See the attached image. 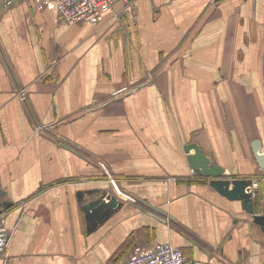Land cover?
I'll return each mask as SVG.
<instances>
[{
    "label": "crops",
    "instance_id": "0c3cea01",
    "mask_svg": "<svg viewBox=\"0 0 264 264\" xmlns=\"http://www.w3.org/2000/svg\"><path fill=\"white\" fill-rule=\"evenodd\" d=\"M124 7L62 23L54 0H0V216L13 230L0 264H121L164 242L189 264H264V228L186 150L258 178L264 213V0ZM104 193L120 204L87 217Z\"/></svg>",
    "mask_w": 264,
    "mask_h": 264
},
{
    "label": "built area",
    "instance_id": "2783aa9c",
    "mask_svg": "<svg viewBox=\"0 0 264 264\" xmlns=\"http://www.w3.org/2000/svg\"><path fill=\"white\" fill-rule=\"evenodd\" d=\"M58 5L59 20L62 23H77L86 21H98L103 15L113 9L117 2H123L125 7L116 14L119 18L130 14L135 9L136 0H54ZM193 172L196 173L193 169ZM112 182L115 180L112 178ZM253 184L249 191L256 194L259 183L258 178L252 179ZM119 194L122 191L117 188ZM133 199V197H132ZM13 236V230L9 228L4 217L0 216V260H6ZM191 260L186 256L180 246L171 243H159L148 250H136L127 254L121 264H189Z\"/></svg>",
    "mask_w": 264,
    "mask_h": 264
},
{
    "label": "water",
    "instance_id": "95a60500",
    "mask_svg": "<svg viewBox=\"0 0 264 264\" xmlns=\"http://www.w3.org/2000/svg\"><path fill=\"white\" fill-rule=\"evenodd\" d=\"M261 141L258 139L253 144L255 155L259 163L264 166V154L260 153L259 149ZM186 150H194L190 153L188 158L191 167L200 175L212 177L211 185L215 187L220 193L226 195L230 199L242 200L243 206L246 210L253 214L254 222L264 228V213L255 212V201L253 193L249 191V186L253 184L252 179L247 178H231L224 174V167L216 162H213L211 157L207 155L202 148L195 142H190L186 145ZM257 191V189H256ZM2 191H0L1 193ZM107 193L102 194L98 199L83 204V209L86 216H96L102 218L105 211L117 207L120 202L116 195H112L109 201H106ZM145 204L148 201L140 199ZM9 203L8 201L4 202ZM150 205V204H149Z\"/></svg>",
    "mask_w": 264,
    "mask_h": 264
},
{
    "label": "trees",
    "instance_id": "16d2710c",
    "mask_svg": "<svg viewBox=\"0 0 264 264\" xmlns=\"http://www.w3.org/2000/svg\"><path fill=\"white\" fill-rule=\"evenodd\" d=\"M259 201H260V197L259 195L256 196V199H255V204L258 205L259 204Z\"/></svg>",
    "mask_w": 264,
    "mask_h": 264
},
{
    "label": "rangeland",
    "instance_id": "374dc122",
    "mask_svg": "<svg viewBox=\"0 0 264 264\" xmlns=\"http://www.w3.org/2000/svg\"><path fill=\"white\" fill-rule=\"evenodd\" d=\"M194 173V172H193ZM194 174H196V173H194ZM197 176V175H196Z\"/></svg>",
    "mask_w": 264,
    "mask_h": 264
}]
</instances>
